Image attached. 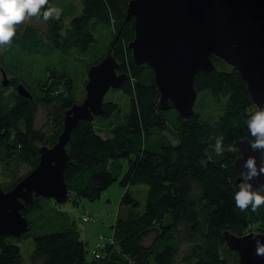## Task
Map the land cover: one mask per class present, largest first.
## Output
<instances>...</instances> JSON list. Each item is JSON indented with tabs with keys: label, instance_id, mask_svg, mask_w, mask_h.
<instances>
[{
	"label": "trees",
	"instance_id": "16d2710c",
	"mask_svg": "<svg viewBox=\"0 0 264 264\" xmlns=\"http://www.w3.org/2000/svg\"><path fill=\"white\" fill-rule=\"evenodd\" d=\"M49 2L63 9L59 20L45 22V29L24 23L11 46L0 48V73L3 68L12 74L6 85L0 78V175L10 177L26 166L23 174L0 185L13 186L38 162V145L57 140L65 110L80 101L73 64L80 61L88 68L111 52L118 60L116 70L127 75L113 90L129 109L122 111L120 101L104 100L96 121L78 120L66 144L64 176L73 203L99 197L115 180L124 191L112 233L98 234L90 258L78 222H66L59 212V229L0 235V264H23L15 240L30 237V264H237L222 231L243 234L253 227L264 232V206L241 211L233 199L235 178L244 169L234 167L239 151L229 148L241 138L253 139L246 121L255 111L238 70L211 54L215 67L196 73L195 108L183 119L171 105L158 108L152 68L131 57L127 43L133 38V18H124L128 0H81L77 14L72 3ZM19 82L30 97L17 92ZM40 105L46 121L35 127ZM221 137L224 152L217 155L215 143ZM121 158L128 166L120 176ZM137 183L147 186L139 210V201L127 189ZM51 199L33 196L22 206L30 228Z\"/></svg>",
	"mask_w": 264,
	"mask_h": 264
},
{
	"label": "water",
	"instance_id": "95a60500",
	"mask_svg": "<svg viewBox=\"0 0 264 264\" xmlns=\"http://www.w3.org/2000/svg\"><path fill=\"white\" fill-rule=\"evenodd\" d=\"M124 18H133V38L127 47L134 63H146L153 70L159 109L171 105L183 119L193 113L197 99L194 78L199 70L215 67L211 54L238 70L255 110L264 108V0H128ZM117 65L111 52L89 65L84 97L65 110L57 140L52 145H38V162L13 186L3 189L0 185V235L17 237L28 232L29 221L21 208L33 196L52 197L57 203L69 199L64 169L71 130L78 120H93L103 112L105 93L119 88L127 76L116 70ZM1 82H9L3 68ZM16 90L31 96L21 82ZM250 142L248 138L237 141L235 168L244 169L249 156L256 157L257 166L264 159V154L250 149ZM241 179L242 175L235 178L236 191ZM252 184L254 190L264 188V176ZM221 237L236 252L237 264H264V256L255 254L256 241L264 242V232L223 230Z\"/></svg>",
	"mask_w": 264,
	"mask_h": 264
},
{
	"label": "rangeland",
	"instance_id": "374dc122",
	"mask_svg": "<svg viewBox=\"0 0 264 264\" xmlns=\"http://www.w3.org/2000/svg\"><path fill=\"white\" fill-rule=\"evenodd\" d=\"M72 3L75 7L76 14L79 13V9L81 7V0H60L59 4L64 3ZM72 14H68L66 16L69 19ZM26 23H31L38 26L40 29L46 28V23L43 22L41 19L32 18L30 21ZM72 68H75V83H76V100H82L85 94V90L83 87L84 81V74L87 70L86 66L78 61L77 63L73 64ZM7 78L11 77V73H6ZM1 78V73H0ZM103 100H115L120 101L122 111H127L129 109V105L125 99L122 98L121 93L118 90H113L110 88L104 95ZM97 118H94L96 121ZM35 127H41L45 124L46 121V110L43 106H38L35 116ZM104 135L110 136L109 132H105ZM121 169H120V176L126 171L128 166V160L125 158L119 159ZM12 169V167H11ZM26 166H22L19 169H16L15 173H13L10 177L8 175H0V182H5L9 179L16 178L18 175L23 174L25 172ZM127 189L134 195V197L139 201L138 210L144 206L145 202V194L147 186L142 183L137 184H130L127 186ZM124 191V187L119 185V180H115L110 184L108 188H106L103 193L95 198V199H88L81 197L77 203H73L72 199H68L64 203H57L53 199L47 201L48 208L44 205L43 210H39L36 213L38 216L37 219L33 221L32 228H30L29 232L34 233L35 231L38 232H47L52 231L55 229H59L60 226L57 225L60 217L56 214H64V220L66 222H70L76 224L80 219L81 214L84 211H87L88 214L91 216V219L80 226V235L83 241L86 243L87 253L86 257L90 258L92 256V250L96 246V242L98 240V234L101 233L104 236H108L112 233V227L115 220V214L117 212V208L119 206L121 195ZM50 220H54L52 223ZM63 221V220H62ZM249 231H257L255 229L248 230ZM246 233V232H245ZM152 233H150L147 238H145L146 242H150L149 239L152 237ZM15 239V238H14ZM32 237L30 238H21L16 239L15 243L19 246L20 251L23 256V264H30L29 262V254L33 248Z\"/></svg>",
	"mask_w": 264,
	"mask_h": 264
},
{
	"label": "clouds",
	"instance_id": "9594fccd",
	"mask_svg": "<svg viewBox=\"0 0 264 264\" xmlns=\"http://www.w3.org/2000/svg\"><path fill=\"white\" fill-rule=\"evenodd\" d=\"M63 9L51 4L49 0H0V48H8L17 35L19 27L32 18L41 19L43 22L59 20ZM247 130L253 138L249 143L250 149L264 154V108L257 107L246 121ZM237 147H230L229 151H237ZM215 152L223 155L224 148L222 137L216 139ZM246 170L242 174L238 190L234 193L235 206L241 211L251 207L255 212L264 206V188L254 190L252 181L264 176V159L257 166L256 157L249 156L244 160ZM258 235V233H252ZM255 254L264 256V242L256 241Z\"/></svg>",
	"mask_w": 264,
	"mask_h": 264
},
{
	"label": "built area",
	"instance_id": "2783aa9c",
	"mask_svg": "<svg viewBox=\"0 0 264 264\" xmlns=\"http://www.w3.org/2000/svg\"><path fill=\"white\" fill-rule=\"evenodd\" d=\"M90 219V215L87 213V211H84L81 216L80 219L78 220V226H82L85 222H87Z\"/></svg>",
	"mask_w": 264,
	"mask_h": 264
}]
</instances>
